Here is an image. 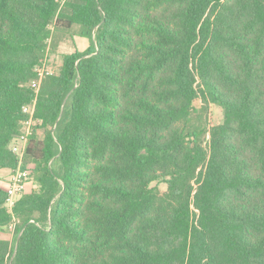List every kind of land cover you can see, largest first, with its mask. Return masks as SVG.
<instances>
[{
    "label": "trees",
    "instance_id": "16d2710c",
    "mask_svg": "<svg viewBox=\"0 0 264 264\" xmlns=\"http://www.w3.org/2000/svg\"><path fill=\"white\" fill-rule=\"evenodd\" d=\"M34 100L0 264H264V0H0V170Z\"/></svg>",
    "mask_w": 264,
    "mask_h": 264
},
{
    "label": "rangeland",
    "instance_id": "374dc122",
    "mask_svg": "<svg viewBox=\"0 0 264 264\" xmlns=\"http://www.w3.org/2000/svg\"><path fill=\"white\" fill-rule=\"evenodd\" d=\"M48 44L49 46L40 65V70L44 71L45 73H58L61 69L64 55L73 53L75 51L84 52L88 50L91 45V40L87 37L73 36L70 32L56 30L54 27H52V37ZM196 105L200 106L201 101L197 100ZM223 120V108L217 104L211 103L209 113L210 125H217L223 122ZM43 133L44 131L41 128H36L35 134L37 137H43ZM11 144H16L20 148L23 146V143L19 138L14 139ZM25 169L30 171V176L27 179L26 190L24 193H30L35 187H37L32 172L34 165L28 164ZM6 173H9V170L5 169L3 171V174ZM3 181H9V179H7V177H0V183ZM7 186L8 182L5 184L6 188ZM152 186H158L162 192L167 189V185L163 182H153ZM20 197L21 195L17 198V200ZM7 206L11 208V206ZM0 239H9L13 245V248H15L14 225L4 231H0Z\"/></svg>",
    "mask_w": 264,
    "mask_h": 264
},
{
    "label": "built area",
    "instance_id": "2783aa9c",
    "mask_svg": "<svg viewBox=\"0 0 264 264\" xmlns=\"http://www.w3.org/2000/svg\"><path fill=\"white\" fill-rule=\"evenodd\" d=\"M44 74V71L39 70L38 78L35 79L31 84L32 87L36 90V92H38L40 88ZM23 110L28 115V117L24 122L21 134L17 137L22 141L23 146L22 148H20L16 144H11V148L19 157V164L17 168L11 171L8 186L6 188V205L11 206V208L17 201V198L25 192L26 182L28 177L30 176V171L23 167V158L29 138L34 133L35 125L37 124V120L35 119L36 100H34L30 104H26Z\"/></svg>",
    "mask_w": 264,
    "mask_h": 264
},
{
    "label": "crops",
    "instance_id": "0c3cea01",
    "mask_svg": "<svg viewBox=\"0 0 264 264\" xmlns=\"http://www.w3.org/2000/svg\"><path fill=\"white\" fill-rule=\"evenodd\" d=\"M4 170L5 169L0 170V177H7V179H9L12 170L11 169H7V170H9V173L3 174ZM7 182H9V181H3L2 183H0V185L5 187V184H7Z\"/></svg>",
    "mask_w": 264,
    "mask_h": 264
}]
</instances>
